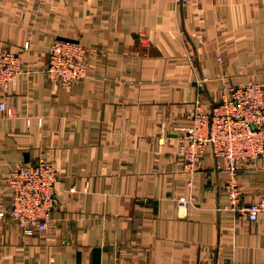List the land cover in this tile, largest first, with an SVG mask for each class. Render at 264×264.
Wrapping results in <instances>:
<instances>
[{"label":"crops","instance_id":"1","mask_svg":"<svg viewBox=\"0 0 264 264\" xmlns=\"http://www.w3.org/2000/svg\"><path fill=\"white\" fill-rule=\"evenodd\" d=\"M61 37L87 50L79 82L46 74ZM5 48L27 71L0 88L14 110L0 109V264H93L97 248L100 264H264V213L225 208V158L207 147L192 177L178 154L199 94L209 110L264 80V0H0ZM42 157L58 168L56 204L28 236L8 175ZM237 181L247 201L264 196V155Z\"/></svg>","mask_w":264,"mask_h":264},{"label":"built area","instance_id":"2","mask_svg":"<svg viewBox=\"0 0 264 264\" xmlns=\"http://www.w3.org/2000/svg\"><path fill=\"white\" fill-rule=\"evenodd\" d=\"M29 3L50 0H26ZM30 43L26 42L25 48ZM27 71L19 52L0 51V88L6 90L10 83ZM46 74L63 83L79 82L88 75L87 50L77 40L56 39L50 46ZM205 79L198 80L203 86ZM193 122L179 137L178 154L184 167L193 177L200 168L202 155L210 147L215 156L226 160L229 180L226 187L228 208L257 220L264 213V196L253 201L243 197L237 181L238 173L264 155V80H250L230 87L221 100L209 110L202 107L200 94L188 104ZM0 109L9 116L14 110L4 102ZM58 168L53 160L39 158L13 168L8 175L12 191L9 216L30 236L45 232L53 220L56 204ZM182 202H187L182 199ZM4 216V212H0ZM223 264H246L234 259Z\"/></svg>","mask_w":264,"mask_h":264},{"label":"water","instance_id":"3","mask_svg":"<svg viewBox=\"0 0 264 264\" xmlns=\"http://www.w3.org/2000/svg\"><path fill=\"white\" fill-rule=\"evenodd\" d=\"M60 39L72 40V39L66 38V37H61ZM93 264H100V249L99 248L95 249V251H94Z\"/></svg>","mask_w":264,"mask_h":264},{"label":"rangeland","instance_id":"4","mask_svg":"<svg viewBox=\"0 0 264 264\" xmlns=\"http://www.w3.org/2000/svg\"><path fill=\"white\" fill-rule=\"evenodd\" d=\"M26 3H29V2H27L26 0H24Z\"/></svg>","mask_w":264,"mask_h":264}]
</instances>
